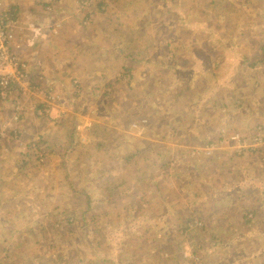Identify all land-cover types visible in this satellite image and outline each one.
<instances>
[{"label":"rangeland","instance_id":"rangeland-1","mask_svg":"<svg viewBox=\"0 0 264 264\" xmlns=\"http://www.w3.org/2000/svg\"><path fill=\"white\" fill-rule=\"evenodd\" d=\"M23 1V21H57L42 28L47 36L60 23L70 35L77 22L93 26L108 55L64 56V85L43 88L38 78L45 112L26 126L13 115L0 121V260L264 264V214L247 220L242 210L264 213V0H163L180 8L169 9L173 18L155 0H53L47 10V0ZM84 65L93 78L76 86L74 67ZM93 126L119 134L101 153ZM73 128L66 176L41 156ZM29 144L40 161L25 167ZM77 191L92 201L86 224L48 241L41 223H64L67 207L85 205Z\"/></svg>","mask_w":264,"mask_h":264},{"label":"crops","instance_id":"crops-1","mask_svg":"<svg viewBox=\"0 0 264 264\" xmlns=\"http://www.w3.org/2000/svg\"><path fill=\"white\" fill-rule=\"evenodd\" d=\"M18 1L19 2L5 1V5L8 9L10 6L15 7L14 14L16 17V26H18L16 31L15 46L19 53L30 63V67L32 68L33 76L31 75L30 80L33 84L31 85V90L36 88L37 84L39 85L38 78L42 80L41 83L44 82L42 85L43 88H48L47 85L51 84H55L56 86L64 85V82L61 81V77L66 75L64 69L65 64H63V61L67 64V58L62 59L64 56H69L71 53L78 54V61L84 63L87 56H91L94 63H97V57L100 55V53L102 55L104 54V57L108 55L103 51L101 52L102 49L98 44L99 37L94 33L95 28H93V26L84 27L81 23L77 22L73 34L70 35V30L68 31V29H72V25L68 23L63 25L61 23L63 25V29H60L56 34L54 33L55 35L51 34L50 36L49 34L47 36V30L45 29H48V24L52 26L57 21H54L53 19L50 21L46 19V21H44L43 18L39 20V17H37L35 14L32 15L29 13L26 14L28 21H23L19 11L21 10L22 12V8L26 7V2L23 0ZM41 4L43 5V8L45 5H50L52 7L53 0L42 1ZM66 4L71 5L72 7L74 2L71 3L70 0H64L65 7ZM155 5L165 10L166 13H164L166 15L169 14L172 18L174 17V13L169 9H172L173 11L180 10V8L175 10L173 3L164 2L163 0H155ZM45 15L48 14L43 13L42 17ZM93 24L94 22L91 25ZM41 25L46 28H40L39 26ZM84 38H87V40H84ZM82 49H85L86 52H84ZM106 50L107 52L109 51V49ZM49 61L52 62L54 66H50ZM60 66L63 67L62 71H59L61 70L59 69ZM92 70L93 67H86V65L74 67L73 75H71V77L78 80L76 86L80 84H82L83 87L88 86V79L93 78L91 75H89ZM54 75L58 76L59 79L54 80ZM94 79L96 80L95 76ZM20 92L23 93L21 90ZM40 104L41 99L38 95H30L26 101V114L24 119L35 117V110ZM13 113L14 110L12 100L2 104L0 106V121L9 119ZM24 119L22 124H25V122H27V124L31 123L29 119ZM62 120L63 119H60L59 122ZM24 126H26V124ZM45 142H48L47 139ZM31 147L35 152V156L30 159L31 161L28 164L29 166H31L33 162H37V159L40 161V158L37 155V145L36 147L33 146V144L23 146L24 149L27 148L26 150L28 151V154H30ZM24 159L26 158H23V160ZM252 202L257 203V197H254ZM253 210L256 212L257 208H254ZM243 214L245 213L243 212Z\"/></svg>","mask_w":264,"mask_h":264},{"label":"built area","instance_id":"built-area-1","mask_svg":"<svg viewBox=\"0 0 264 264\" xmlns=\"http://www.w3.org/2000/svg\"><path fill=\"white\" fill-rule=\"evenodd\" d=\"M0 0V99H8L15 87L24 90V93H37V87L31 90L33 84L30 80V63L19 53L15 46L16 42V19L11 20L10 12L5 1ZM9 1V0H7ZM98 4V3H96ZM13 16V15H12ZM61 24V23H60ZM57 25L55 34L61 29ZM43 28L44 26H39ZM45 97V103L38 107V112H45L46 106L50 105V97ZM23 114V107L18 106L15 122H19Z\"/></svg>","mask_w":264,"mask_h":264},{"label":"trees","instance_id":"trees-1","mask_svg":"<svg viewBox=\"0 0 264 264\" xmlns=\"http://www.w3.org/2000/svg\"><path fill=\"white\" fill-rule=\"evenodd\" d=\"M96 1L98 3H101L99 0H96ZM49 8H51L50 5L44 6V9L46 10ZM14 9L15 7H11V6L8 9L10 12L11 20H14L13 17H15ZM138 121L135 120L136 123H138ZM63 123H65L64 120L60 121L58 125L61 126ZM75 133H76L75 128H73L70 131L69 136L65 141L58 143L57 145H50L48 143L43 142L44 146L46 147L48 153L51 156L59 159L62 163L69 162L71 159V156L74 155L75 148H76ZM117 134L118 133H116V131L111 130L109 128L93 126L90 131V137H91L90 145L94 147V151L96 153H101L106 148V146L110 144V142H112L113 139L116 138ZM257 134L260 135L262 133L258 132ZM43 143H40L39 146L42 145ZM31 151H32V147L30 149V152ZM138 154H140L139 151H138ZM34 156L35 154H31L30 158L28 159H32ZM66 176H70V173H68ZM108 190H111V188L108 187ZM75 194L78 196L80 200H84L86 204L84 205L81 202L79 205L74 206V208L67 207V209H70V211L68 212L67 214L68 218L65 219L64 223L58 221L56 224H51L49 221L48 222L49 229H48V226L44 224V222L41 223V226H40L41 233L45 234L46 237L48 234V238H47L48 241L52 237V235L56 232H59L62 230H68V234H71L70 233L71 231H73L74 229L77 230V228L79 227V224H83V225L86 224L87 222L86 216L88 215V213L90 212L92 208V206L90 207V205L92 204L91 198L85 192L81 193L77 191ZM76 233L78 232L76 231ZM0 264H6L5 259L0 260Z\"/></svg>","mask_w":264,"mask_h":264},{"label":"bare ground","instance_id":"bare-ground-1","mask_svg":"<svg viewBox=\"0 0 264 264\" xmlns=\"http://www.w3.org/2000/svg\"><path fill=\"white\" fill-rule=\"evenodd\" d=\"M4 133H5V131L1 130L0 134H4ZM31 154H35V152L32 150ZM49 156H50V154L41 156V161H43V157L48 158ZM52 159H55V160L60 162L61 167L63 168V171L65 172L66 175L68 173H70V170H69V167H68V162L62 163L59 159H57V158H55L53 156H52ZM30 161H31L30 159L26 158V159L22 160V163H23V165L25 167H29L28 164H29ZM238 174H241V172L238 171ZM232 191H237L238 192V196H240V197L244 196V191H238L237 187H234L232 189ZM242 210L245 213V216H246L245 219H248V220L250 219V220H253V221H254V219H257L261 214H264V213H259L258 211L254 212V210L251 209L250 207H247V205H244ZM93 264H126V260H124L122 263H118V262L113 261L112 259H109L108 262H104L103 261V262H96V263H93Z\"/></svg>","mask_w":264,"mask_h":264},{"label":"clouds","instance_id":"clouds-1","mask_svg":"<svg viewBox=\"0 0 264 264\" xmlns=\"http://www.w3.org/2000/svg\"><path fill=\"white\" fill-rule=\"evenodd\" d=\"M61 29H63V27ZM20 90L21 89L19 87L13 88L9 98L7 99V102L10 100H12L13 102V110H14V113H13L14 120L12 121L13 123L15 121V117L17 115V109L19 105L23 107V114L21 116L22 119H20V122L23 121V118L25 117V114H26V101L28 97L31 95V93H24V90H21L23 92L21 93ZM41 105L42 104H40L39 106ZM35 114H39L38 107L35 110ZM4 122H6V120Z\"/></svg>","mask_w":264,"mask_h":264}]
</instances>
